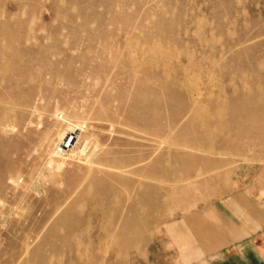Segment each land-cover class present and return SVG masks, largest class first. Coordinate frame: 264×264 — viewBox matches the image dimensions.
Wrapping results in <instances>:
<instances>
[{
	"label": "rangeland",
	"instance_id": "obj_1",
	"mask_svg": "<svg viewBox=\"0 0 264 264\" xmlns=\"http://www.w3.org/2000/svg\"><path fill=\"white\" fill-rule=\"evenodd\" d=\"M247 187L264 0H0V264L188 261Z\"/></svg>",
	"mask_w": 264,
	"mask_h": 264
},
{
	"label": "crops",
	"instance_id": "obj_2",
	"mask_svg": "<svg viewBox=\"0 0 264 264\" xmlns=\"http://www.w3.org/2000/svg\"><path fill=\"white\" fill-rule=\"evenodd\" d=\"M247 188L191 216V231L201 243L187 253L190 260L176 264H264V198L260 189ZM184 225L190 228L187 220ZM202 252L209 256L196 257Z\"/></svg>",
	"mask_w": 264,
	"mask_h": 264
},
{
	"label": "built area",
	"instance_id": "obj_3",
	"mask_svg": "<svg viewBox=\"0 0 264 264\" xmlns=\"http://www.w3.org/2000/svg\"><path fill=\"white\" fill-rule=\"evenodd\" d=\"M74 137H75V136H73V135L69 136V138L66 140V142H65L64 144L59 145V146L57 147L56 151H57L58 153H64V151H65V147L68 148V147L70 146L71 141L73 140Z\"/></svg>",
	"mask_w": 264,
	"mask_h": 264
}]
</instances>
